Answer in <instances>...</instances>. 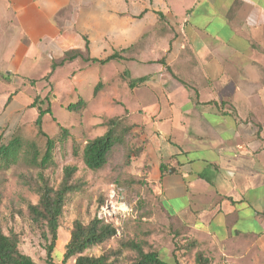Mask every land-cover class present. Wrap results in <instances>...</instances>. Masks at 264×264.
<instances>
[{
	"label": "crops",
	"instance_id": "crops-1",
	"mask_svg": "<svg viewBox=\"0 0 264 264\" xmlns=\"http://www.w3.org/2000/svg\"><path fill=\"white\" fill-rule=\"evenodd\" d=\"M87 42L92 58L122 49L99 65L139 80H124L125 114L190 264H264V0H0L2 129L32 103L17 102V75Z\"/></svg>",
	"mask_w": 264,
	"mask_h": 264
},
{
	"label": "rangeland",
	"instance_id": "rangeland-1",
	"mask_svg": "<svg viewBox=\"0 0 264 264\" xmlns=\"http://www.w3.org/2000/svg\"><path fill=\"white\" fill-rule=\"evenodd\" d=\"M121 64L89 65L78 59L57 68L47 79L44 77L49 71L42 75H17L15 78L14 91L19 93L17 102L32 100L33 103L38 97L45 99L40 103L43 108L51 104L52 114L44 113L42 118L43 129L50 137L57 139L61 127L68 128L70 132L68 138L56 143L53 153L55 165L42 170L31 166L23 158L10 169L0 171L3 231L16 234L21 251L39 264H50L46 251L50 240L44 238L42 226L33 221L30 206L39 202L37 186L42 183V175L51 186L58 188L66 166L77 167L72 181L78 188L68 195L60 219L53 252L55 263L63 264L75 220L87 224L96 216L112 224L117 232L105 243L86 250L85 254L99 256L106 252L115 264H129L136 260L138 253L130 247H122L121 243L134 241L145 251H156L169 264H180V260L186 264L194 261L188 230L170 217L147 180L146 169L141 163L144 145L135 125L129 128L125 122L118 130L122 134L121 140L105 167L92 170L84 162L86 142L108 130L109 118L126 112L122 103L126 95L124 80L128 87L137 79L124 77ZM99 82L101 86L95 94ZM4 89L0 88V92ZM80 99L83 105L78 104ZM32 103L23 111L22 121L17 123L23 110L22 106L19 107L14 115V126L1 128L0 138L3 143H7L12 136L33 140L43 154L46 138L38 134L35 121L39 113L31 106ZM70 105L73 109L69 108ZM132 120L137 121L138 117L134 116ZM75 148L79 152L77 155ZM64 264H76V257H71Z\"/></svg>",
	"mask_w": 264,
	"mask_h": 264
},
{
	"label": "trees",
	"instance_id": "trees-1",
	"mask_svg": "<svg viewBox=\"0 0 264 264\" xmlns=\"http://www.w3.org/2000/svg\"><path fill=\"white\" fill-rule=\"evenodd\" d=\"M123 50H115L114 53L104 59L92 58L90 56L89 43L86 48L67 50L63 56L53 59L51 69L44 77L45 79L53 76L57 68L63 67L67 63L83 59L86 62L106 64L111 61H118L121 58ZM137 80L136 82H138ZM131 83L134 86L136 83ZM101 82L96 87L95 94L99 92ZM46 96L45 98H48ZM45 99L36 97L32 103V107L38 110V117L35 124L38 128V134L46 138L45 150L43 154L39 146L33 140L24 139L21 136H12L7 143H3L0 138V171L8 170L12 166L18 164L23 158L31 166L41 168L42 170L55 165L54 149L56 143L62 139L69 137V129L61 127L60 136L55 139L50 137L43 129L44 113H51V104L43 108L41 104ZM50 101V99H49ZM41 103V104H40ZM83 100H79V105H83ZM73 109V106H69ZM108 130L102 135L94 139L88 140L83 148V159L88 168L98 170L106 166L114 148L119 144L122 134L118 131L123 128L125 122L129 128L134 127L130 123L127 114L115 116L108 119ZM1 130V126H0ZM77 155L79 152L74 149ZM75 166H66L64 168V178L58 188L51 186L44 175H42V183L37 186L40 194L39 202L30 206V213L33 221L42 226L43 236L50 242L46 245L47 259L50 264H57L53 260V252L56 248L58 240V230L60 227V219L63 214L67 197L78 187L73 183V176L76 172ZM162 172H167L165 166L162 165ZM1 195V194H0ZM117 232V229L110 223H106L97 216L89 223L85 224L77 219L71 232V239L66 245L63 264L71 257H76V264H115L110 260L109 253L104 252L99 256L85 254L86 250L105 243L111 239ZM122 247H130L137 251L138 255L134 262L129 264H169L162 259L156 251H145L137 242H122ZM197 264H206L203 253L199 252L196 257ZM0 264H39L31 256L23 253L19 247V238L16 234H6L3 231L0 218Z\"/></svg>",
	"mask_w": 264,
	"mask_h": 264
}]
</instances>
